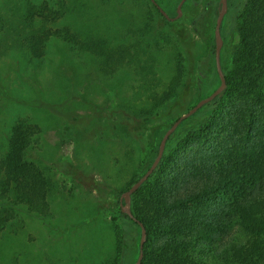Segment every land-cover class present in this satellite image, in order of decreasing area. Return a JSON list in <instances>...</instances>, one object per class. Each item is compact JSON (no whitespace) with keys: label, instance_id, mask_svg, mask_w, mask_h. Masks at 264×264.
Here are the masks:
<instances>
[{"label":"rangeland","instance_id":"obj_1","mask_svg":"<svg viewBox=\"0 0 264 264\" xmlns=\"http://www.w3.org/2000/svg\"><path fill=\"white\" fill-rule=\"evenodd\" d=\"M179 1L33 0L34 54L13 29H22L23 1L0 0V264L135 260L137 231L135 250L118 252L119 195L148 168L171 122L218 85L211 70L199 84L196 65L213 47L219 0H183L176 16ZM237 41L232 33L224 46ZM110 50L122 54L104 64ZM178 59L179 83L152 108L150 95L168 90ZM21 121L29 125L22 157L46 182L35 206L15 198L5 167Z\"/></svg>","mask_w":264,"mask_h":264},{"label":"trees","instance_id":"obj_2","mask_svg":"<svg viewBox=\"0 0 264 264\" xmlns=\"http://www.w3.org/2000/svg\"><path fill=\"white\" fill-rule=\"evenodd\" d=\"M22 1V29H13L20 39L28 35L26 46L37 54L33 0ZM219 31L224 89L186 117L191 121L173 141L167 137L156 167L130 196L132 216L145 231L140 264H264V0H226ZM232 33L238 41L228 48L224 42ZM90 49L100 51L95 43ZM121 54L110 50L104 64ZM181 69L178 59L168 90L150 95L152 108L166 101ZM196 73L199 84L206 74L211 84L219 83L214 46ZM136 108L138 115L148 113ZM28 128L22 121L13 127L4 159L15 198L35 206L46 182L22 157ZM120 213L125 227L116 242L123 257L135 250L140 230Z\"/></svg>","mask_w":264,"mask_h":264},{"label":"water","instance_id":"obj_3","mask_svg":"<svg viewBox=\"0 0 264 264\" xmlns=\"http://www.w3.org/2000/svg\"><path fill=\"white\" fill-rule=\"evenodd\" d=\"M183 0H180L176 7V16L178 15V6ZM226 11V0H219V10L217 12L216 18L214 20V27H213V46H214V64H215V71L218 76L219 83L218 85L206 96L198 99L192 106H190L185 112L180 114L175 120L171 122V124L165 129V131L162 133L158 146L156 154L151 161L148 168L124 191H122L119 195V209L121 212L125 213L129 218H132L133 221H135L139 226V239H138V252L137 256L134 261H132L130 264H140L141 258H142V244L145 239V231L144 227L140 222H138L135 218H133L131 210H130V196L133 191H135L138 186L146 180L147 176L152 172V170L156 167L158 161L160 160V157L163 152L164 143L169 134L175 129L177 124L184 118L188 117L190 114L194 113L198 108H200L203 104L207 103L208 101L212 100L215 96H217L225 86L224 78L222 71L220 69L219 65V50L221 47L222 39L219 31V27L221 24V19L223 14ZM161 13L164 15V17L167 18L166 14L161 11Z\"/></svg>","mask_w":264,"mask_h":264},{"label":"flooded vegetation","instance_id":"obj_4","mask_svg":"<svg viewBox=\"0 0 264 264\" xmlns=\"http://www.w3.org/2000/svg\"><path fill=\"white\" fill-rule=\"evenodd\" d=\"M220 51V50H219Z\"/></svg>","mask_w":264,"mask_h":264}]
</instances>
